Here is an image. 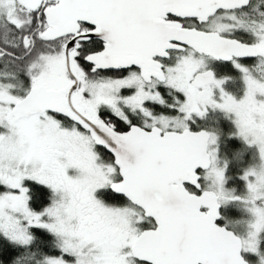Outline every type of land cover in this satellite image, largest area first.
Wrapping results in <instances>:
<instances>
[{
	"label": "snow or ice",
	"instance_id": "1",
	"mask_svg": "<svg viewBox=\"0 0 264 264\" xmlns=\"http://www.w3.org/2000/svg\"><path fill=\"white\" fill-rule=\"evenodd\" d=\"M0 264H264V0H0Z\"/></svg>",
	"mask_w": 264,
	"mask_h": 264
}]
</instances>
